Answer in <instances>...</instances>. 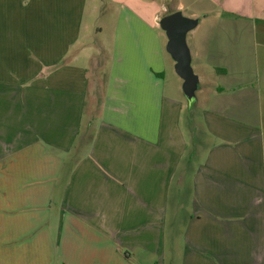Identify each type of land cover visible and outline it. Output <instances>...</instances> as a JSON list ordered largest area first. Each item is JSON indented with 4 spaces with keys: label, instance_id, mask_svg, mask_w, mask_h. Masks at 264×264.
I'll use <instances>...</instances> for the list:
<instances>
[{
    "label": "crops",
    "instance_id": "obj_1",
    "mask_svg": "<svg viewBox=\"0 0 264 264\" xmlns=\"http://www.w3.org/2000/svg\"><path fill=\"white\" fill-rule=\"evenodd\" d=\"M108 3L93 51L87 0H0V264H264V0ZM179 10L221 77L199 110Z\"/></svg>",
    "mask_w": 264,
    "mask_h": 264
},
{
    "label": "rangeland",
    "instance_id": "obj_2",
    "mask_svg": "<svg viewBox=\"0 0 264 264\" xmlns=\"http://www.w3.org/2000/svg\"><path fill=\"white\" fill-rule=\"evenodd\" d=\"M116 14H118L117 7H114V5H109L108 0H87L84 20L85 37L83 39L84 44L87 45V47L92 48L93 51L102 45L111 48L112 29L114 23L113 17H115ZM185 16L189 17L187 15ZM198 28L199 27H196L189 32V34L187 35V44L192 43L191 38L193 34H195L193 32H196ZM85 64H87L86 61ZM192 67L195 74L199 75L200 77L199 88L196 91V95L192 103L188 102L182 91L183 80L178 75H176V73L173 74L179 80L180 92L184 96L183 98L185 100V109L199 110L201 108V104L203 103V95H211V89L221 81V77L218 76L208 64L197 65V62H194L192 63Z\"/></svg>",
    "mask_w": 264,
    "mask_h": 264
},
{
    "label": "water",
    "instance_id": "obj_3",
    "mask_svg": "<svg viewBox=\"0 0 264 264\" xmlns=\"http://www.w3.org/2000/svg\"><path fill=\"white\" fill-rule=\"evenodd\" d=\"M198 23V18L186 17L181 11L167 14L160 20V26L168 38L167 52L175 61V72L183 80L182 89L189 103L195 98L199 77L192 67L187 35Z\"/></svg>",
    "mask_w": 264,
    "mask_h": 264
}]
</instances>
